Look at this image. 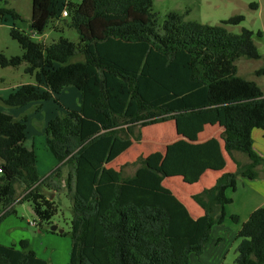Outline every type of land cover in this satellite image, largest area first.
<instances>
[{
	"label": "trees",
	"instance_id": "trees-1",
	"mask_svg": "<svg viewBox=\"0 0 264 264\" xmlns=\"http://www.w3.org/2000/svg\"><path fill=\"white\" fill-rule=\"evenodd\" d=\"M154 0H68L67 26L77 44L60 38L36 43L15 22L12 9L0 7V22H13L10 37L22 56L0 55L1 68H17L35 79L11 92L3 103L22 108L53 100L66 87L80 92L79 110L51 119L44 143L56 167L47 176L37 169L34 150L25 146L26 119L0 112V221L27 202L36 227L52 225L58 205L52 180L63 181L71 202L72 246L68 264H189L211 242V230L226 218L238 178L255 180L264 164L253 149L252 131L263 132L264 93L238 76L239 58L259 60L253 32L232 34L224 26L239 25L241 15L219 25L186 21L187 12H170L160 21ZM62 0H32L29 29L42 35L61 19ZM252 10L256 3L249 4ZM258 36L261 32L257 33ZM264 75V69L256 73ZM174 121L179 140L164 153L139 156L133 175L105 168L130 144L141 141L136 129ZM223 128V150L236 166L214 185L191 195L203 211L194 219L185 205L163 185L180 177L195 184L206 170H221L218 141L197 143L206 125ZM234 153L244 154L242 164ZM237 222L236 216L230 218ZM54 233V232H52ZM236 264H264V206L255 209L237 232ZM0 264H54L39 258L26 240L0 244Z\"/></svg>",
	"mask_w": 264,
	"mask_h": 264
},
{
	"label": "rangeland",
	"instance_id": "rangeland-1",
	"mask_svg": "<svg viewBox=\"0 0 264 264\" xmlns=\"http://www.w3.org/2000/svg\"><path fill=\"white\" fill-rule=\"evenodd\" d=\"M251 3L257 4L256 10L249 8ZM0 7L12 9L19 14L23 21L17 22V27L29 35L33 42L50 45L53 42H57L60 38L67 39L75 44L79 42L76 31L67 26L68 21L65 18L50 22L42 35L33 34L29 29L32 0H0ZM153 10L158 14L160 21L170 12H187L186 21H196L211 26L219 25L222 21H226L233 16H243L244 21L239 25H227L224 27L232 34H238L242 29L253 32V41L261 58L259 60L239 58L236 61L237 74L245 80L254 82L264 93V75L258 76L256 74L260 69H264V0H154ZM12 27L13 22L10 17L0 22V55L2 54L6 58L20 57L23 54L18 43L10 37V29ZM259 32H261L260 36L257 35ZM25 67V64L17 68L0 67V112L6 113L8 111L16 120L26 119L27 142L36 140V153L40 157L41 147L39 146V139L44 138L47 123L54 117L62 115V106L55 104L53 100L30 103L22 108H9L4 105L3 100L16 88L35 83L34 77L24 72ZM61 98L66 105L73 108L71 111L79 109L80 96L74 87L65 88L62 91ZM163 125L138 128L134 131L135 135L141 134V141L135 142L131 140V144L121 153L126 154L123 161L124 164L120 166L124 177L133 173L136 166L131 165V163L139 156L147 158L155 153H164L165 149L163 150L164 145L161 139L164 133L167 134L170 131L172 123L169 122ZM258 132L261 131L258 130ZM256 148L259 149L257 145ZM259 151L264 155V150ZM237 154L240 156V161H248L244 154ZM257 172L258 178L256 181L252 182V180L238 178L236 191H228L227 194L234 197V203L226 207L227 214L230 215V213L234 212L241 215L243 210L248 211L255 207L264 206V200L246 202L254 194L253 191L255 189L262 190L264 193V164L257 167ZM45 175L46 173H41V176L45 177ZM51 184V188L54 189L52 191L57 194H52L50 198L54 199L58 205V212L52 219V225L57 226V229L62 230L63 233H52L49 226L44 229V232L38 233L37 227L29 225L30 222L35 221L30 204L23 202L14 205L15 214L9 215L0 221V244L10 246L18 244L21 240H26L39 258L54 264H68L72 246L69 235L71 202L58 183ZM163 185L170 189L172 193L173 189L178 191L179 197L173 194L188 210L191 212L194 208L200 210L191 200V195L198 193L200 187L207 188L205 186L207 185V180H203L201 184L189 185L183 183L180 177L172 176L165 179ZM62 190L63 192H61ZM2 213L0 208V216ZM237 222L227 218L224 223L214 226L211 232L212 243L205 249V255L203 257H201L202 254L193 256L189 264H218L219 261H221V264H236V248L240 242V239L236 238L238 232ZM218 239L221 240L218 241ZM194 259L195 261H192Z\"/></svg>",
	"mask_w": 264,
	"mask_h": 264
},
{
	"label": "crops",
	"instance_id": "crops-1",
	"mask_svg": "<svg viewBox=\"0 0 264 264\" xmlns=\"http://www.w3.org/2000/svg\"><path fill=\"white\" fill-rule=\"evenodd\" d=\"M15 24L17 26V22H15ZM66 88H68V87H66ZM78 94L80 96V92L79 91H78ZM61 95H62V92L57 97V99H58L60 105L62 106V109H61L62 110V114L66 110H73V108L69 107L68 105H66L64 103V101L61 98ZM79 105H80V103H79ZM74 110H76V109H74ZM77 110H79V109H77ZM6 113L7 114H11L8 111H6ZM169 122L172 123L171 129H170V131L167 134L164 133L163 136H162V139H161V141L163 142V145H164L163 150L166 149L167 145L169 146V145H171V144H173V143H175V142H177L179 140L188 141L186 138H184L183 136H181V135H179L177 133V131L175 130V128H176L175 122L174 121H169ZM169 122L162 123V124H158V125L168 124ZM163 127H165V125H163ZM222 132H223V128L221 126H219L218 124L212 125V126L211 125H206V126H204L203 131L200 132L197 135V141H196L197 143H205V142H207L209 140H212V139L217 140L218 141V144H219L220 154H221L222 159H223V162H224V167L221 170H206L201 175L199 181L197 183H195V184H201V182L203 180H207V185H205L207 188L200 187L199 192L202 191L203 189H208V188L212 187L214 185L216 179L218 177H220L223 173H226V172H234L236 170V166H235L234 162L231 160V158L223 150V141L221 139ZM26 134H27V128H26ZM262 136H263V132L262 131L261 132H258V130H253L252 131L253 149H254L255 153H257L261 158L264 159V155L261 153V151H259V150H262V151L264 150V142H263L264 140H263ZM35 142H36V140H32L31 142L28 143L27 142V136H26L25 146L28 149L34 150V153L36 155L37 169H38L39 174L41 175V173L42 174L43 173H46L45 176H47L56 167V161H55L54 157L46 149V146H45V143H44V138L39 139V146L41 147L40 157L36 153V143ZM256 145L258 146L259 149L256 148ZM163 150H161V151H163ZM148 154H150V153H148ZM125 155H126L125 153L121 154L120 156H118L117 158H115L111 163L106 164L105 165V168L106 167H107V169L113 168L114 170H118L119 171L120 170V166H122V164H124L123 161H124ZM233 157H234L235 160H237L238 162H240L242 164H247L249 162V160L247 162L246 161H244V162L243 161H240L241 160L239 158L240 156L237 153H234L233 154ZM134 171H133V173H134ZM133 173L131 175H133ZM131 175H129V176H131ZM125 177H128V176H125ZM256 180L257 179L252 180V182H254ZM52 183L53 184L58 183V185H60L63 188V181L62 180H57V179L54 178L52 180ZM61 192H63V190ZM253 193L254 194L250 198H248V200L246 202H249L251 200H264V193H263L262 190L255 189V191H253ZM52 194H55L56 195L57 193L56 192H53ZM229 197L232 198L233 201H232L231 204H233L234 203V197L233 196H229ZM229 205H227V206H229ZM259 206H261V205H259ZM226 207H225V213H226V218L225 219H227V218L230 219L232 215L233 216H236L237 217V221H238L237 222L238 231H239L241 225L249 218L250 214L255 209L259 208V207H255L254 209H250L248 211L247 210H243L241 212V215H238L237 213H234V212L233 213H230V215H229L226 212ZM188 211H189L190 215L194 219H196V218H198V217H200V216L203 215V211H202L201 208H200V210L197 209V208H194L192 212L190 210H188ZM213 228H214V226L212 227L211 232L213 231ZM38 233H41V232H38ZM220 240L221 239H218V241H220ZM211 243H212V240H211L210 244L207 247H209L211 245ZM13 245H16V244H13ZM10 246H12V245H10ZM207 247H205V249H207ZM205 249L203 250V253H202V256L201 257H203V255H205ZM193 256H195V255L194 254H191L190 255L189 262H190V260L192 259ZM192 261H195V259L192 260ZM218 261H219V259H218ZM218 264H221V261H219Z\"/></svg>",
	"mask_w": 264,
	"mask_h": 264
},
{
	"label": "built area",
	"instance_id": "built-area-1",
	"mask_svg": "<svg viewBox=\"0 0 264 264\" xmlns=\"http://www.w3.org/2000/svg\"><path fill=\"white\" fill-rule=\"evenodd\" d=\"M62 2L64 3V7H62V10H61V17L62 18H66L67 17L66 4H67L68 0H62ZM0 173H1V170H0ZM29 225L31 227H36V223L35 222H30Z\"/></svg>",
	"mask_w": 264,
	"mask_h": 264
},
{
	"label": "water",
	"instance_id": "water-1",
	"mask_svg": "<svg viewBox=\"0 0 264 264\" xmlns=\"http://www.w3.org/2000/svg\"><path fill=\"white\" fill-rule=\"evenodd\" d=\"M50 231L51 232H58V234H62L63 233V231L62 230H58L57 226H55V225L50 226ZM38 232H40V231H38Z\"/></svg>",
	"mask_w": 264,
	"mask_h": 264
}]
</instances>
